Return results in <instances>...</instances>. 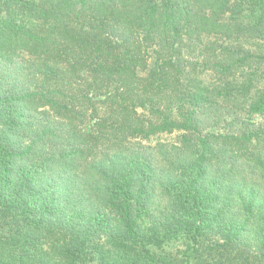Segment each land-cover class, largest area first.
Instances as JSON below:
<instances>
[{
  "label": "trees",
  "instance_id": "obj_1",
  "mask_svg": "<svg viewBox=\"0 0 264 264\" xmlns=\"http://www.w3.org/2000/svg\"><path fill=\"white\" fill-rule=\"evenodd\" d=\"M0 264H264V0H0Z\"/></svg>",
  "mask_w": 264,
  "mask_h": 264
},
{
  "label": "rangeland",
  "instance_id": "obj_2",
  "mask_svg": "<svg viewBox=\"0 0 264 264\" xmlns=\"http://www.w3.org/2000/svg\"><path fill=\"white\" fill-rule=\"evenodd\" d=\"M187 57L193 59L197 56V53L194 49L187 50L186 49ZM193 85L197 86H206V85H213L215 83V79L211 76L210 73L199 71L190 75L189 79ZM182 136V133H173V134H163L156 137H153L149 143L155 145L159 142H170L174 143L177 142ZM147 143V142H145Z\"/></svg>",
  "mask_w": 264,
  "mask_h": 264
}]
</instances>
